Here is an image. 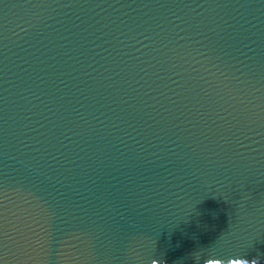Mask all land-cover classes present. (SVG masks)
<instances>
[{
  "label": "water",
  "instance_id": "1",
  "mask_svg": "<svg viewBox=\"0 0 264 264\" xmlns=\"http://www.w3.org/2000/svg\"><path fill=\"white\" fill-rule=\"evenodd\" d=\"M264 264V0H0V264Z\"/></svg>",
  "mask_w": 264,
  "mask_h": 264
},
{
  "label": "snow or ice",
  "instance_id": "2",
  "mask_svg": "<svg viewBox=\"0 0 264 264\" xmlns=\"http://www.w3.org/2000/svg\"><path fill=\"white\" fill-rule=\"evenodd\" d=\"M215 264H219V261L217 260V261H215Z\"/></svg>",
  "mask_w": 264,
  "mask_h": 264
}]
</instances>
